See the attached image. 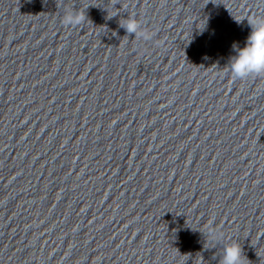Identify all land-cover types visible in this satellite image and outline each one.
<instances>
[{
  "label": "water",
  "instance_id": "water-1",
  "mask_svg": "<svg viewBox=\"0 0 264 264\" xmlns=\"http://www.w3.org/2000/svg\"><path fill=\"white\" fill-rule=\"evenodd\" d=\"M188 1L0 0V164ZM77 12L83 22L63 23Z\"/></svg>",
  "mask_w": 264,
  "mask_h": 264
},
{
  "label": "clouds",
  "instance_id": "clouds-1",
  "mask_svg": "<svg viewBox=\"0 0 264 264\" xmlns=\"http://www.w3.org/2000/svg\"><path fill=\"white\" fill-rule=\"evenodd\" d=\"M85 16L81 12L75 15L66 14L63 23L66 25H78L83 22ZM251 32L247 37L243 48L237 50V54L231 58L229 71L233 78L243 79L252 74L264 73V16L248 21ZM127 33H137L139 25L135 18L129 17L122 25ZM144 39L150 37L146 33H140ZM223 264H243L242 249L239 243H232L224 250Z\"/></svg>",
  "mask_w": 264,
  "mask_h": 264
}]
</instances>
